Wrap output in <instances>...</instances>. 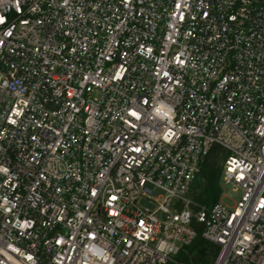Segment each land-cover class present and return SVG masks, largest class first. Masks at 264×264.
<instances>
[{"label":"built area","instance_id":"1","mask_svg":"<svg viewBox=\"0 0 264 264\" xmlns=\"http://www.w3.org/2000/svg\"><path fill=\"white\" fill-rule=\"evenodd\" d=\"M193 221L264 264V0H0V264H186Z\"/></svg>","mask_w":264,"mask_h":264},{"label":"trees","instance_id":"2","mask_svg":"<svg viewBox=\"0 0 264 264\" xmlns=\"http://www.w3.org/2000/svg\"><path fill=\"white\" fill-rule=\"evenodd\" d=\"M225 154L219 147H213L200 166L199 174L192 186L190 197L195 212L200 207L210 208L218 203L221 196L220 174ZM196 232L193 243L180 253V259L186 264H212L218 253V247L206 242L201 237L202 225L193 221Z\"/></svg>","mask_w":264,"mask_h":264},{"label":"rangeland","instance_id":"3","mask_svg":"<svg viewBox=\"0 0 264 264\" xmlns=\"http://www.w3.org/2000/svg\"><path fill=\"white\" fill-rule=\"evenodd\" d=\"M220 187L221 196L219 202L228 207H232L235 202L238 201L240 197V191L233 189V187H231L230 185H224L223 183H220ZM140 206L144 208H150V206L145 202H141Z\"/></svg>","mask_w":264,"mask_h":264},{"label":"snow or ice","instance_id":"4","mask_svg":"<svg viewBox=\"0 0 264 264\" xmlns=\"http://www.w3.org/2000/svg\"><path fill=\"white\" fill-rule=\"evenodd\" d=\"M137 151H138V149H137Z\"/></svg>","mask_w":264,"mask_h":264}]
</instances>
